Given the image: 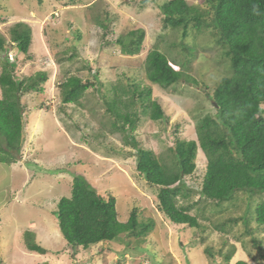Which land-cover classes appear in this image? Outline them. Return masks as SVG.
Returning <instances> with one entry per match:
<instances>
[{
	"label": "rangeland",
	"instance_id": "374dc122",
	"mask_svg": "<svg viewBox=\"0 0 264 264\" xmlns=\"http://www.w3.org/2000/svg\"><path fill=\"white\" fill-rule=\"evenodd\" d=\"M164 1L167 0H0V36L6 40L8 59L13 58L16 65L14 75L21 79L44 69L48 76L42 92L21 96L24 106L23 142L20 155H15L27 169L39 170L41 174L37 175V181L28 185L29 192L44 196L37 204L42 203L54 209L60 196H69L73 175L81 174L98 193L116 198L120 221H126L130 210L136 206L141 218H153L155 222L156 234L153 232L147 236L141 245L146 249L142 254L126 251L121 255L124 244L120 239L98 243L87 250L79 249L77 254L58 245L62 247H57L60 249L58 254L53 251L56 246L45 249V255L48 256L42 259V255L41 259L47 261L41 264H155V261L190 264L180 245L193 240L201 242L202 246L195 243L196 251L188 252L191 264H215V255L206 254L202 248L211 247L214 252L219 250L221 238L229 243L224 247L225 250L233 242L238 248L231 264L238 258L248 264H264V249L261 257L260 250L253 247L250 236L244 232L242 221H229L243 214L245 196L237 194L234 207L232 202L224 206L229 209L211 204H207L205 211L198 209L205 207L201 202L203 199H199L206 164L200 149L197 150L195 171L186 178V185L192 194L185 203L197 202L190 213L198 215L202 227L169 222L157 208V187L148 184L136 170L139 150H152L157 155L167 156L170 154L168 148L174 145L175 138L196 140V121L206 115H215L210 95L229 71L223 49L213 42L209 31L204 30L195 39L190 36L183 41L184 44L195 46L187 67L183 68L187 79L182 78L169 87L148 81L144 63L148 51L153 47H158L169 58H183L181 30L164 26L160 10ZM188 3L204 6V0H188ZM96 17L108 25L107 34L94 22ZM17 22H24L31 29L28 54L18 52L9 41V29ZM139 29L144 31L140 52L129 55L116 40L122 38L127 42L134 37L130 32ZM49 58L54 59L56 69H51ZM170 60L171 67L178 70L179 67ZM64 76L65 79L78 76L82 81L93 82L94 86L87 89L81 98L82 105L61 102L62 86L57 82ZM131 82L151 89L150 99L157 100L163 107L168 117L166 123L151 121L139 113L140 119L133 128L127 124L126 132L113 128L112 125L121 124V121L106 111L105 101L112 108V102L119 100L114 99L116 96L112 85ZM137 104L136 109L141 112L140 103ZM120 106L123 108L117 102L113 108ZM128 131L134 136L135 144L127 137ZM10 157L14 158L13 154ZM40 166L45 169L40 170ZM6 176L8 178L9 175ZM0 186L5 187L4 191L0 188V201L6 193L12 196L10 188H7L11 186L9 179H0ZM47 196L48 199L44 201ZM51 199V202L48 201ZM22 206L18 218L25 221L35 216L36 208L26 211L25 202ZM207 217L213 220L219 218L228 226L232 225L231 231L223 234L217 232ZM252 227L255 228L254 236L260 242L263 240L264 246V226L257 228V225L252 224ZM1 235L5 238V231ZM3 239L0 237V246ZM238 240L244 242L246 248H242ZM25 241V238L19 237L17 247L22 248L21 251L26 255L38 254L30 251ZM6 245L3 253L6 250L16 252L12 241ZM17 251L18 254L11 259L15 264L21 259L20 251ZM134 253L138 251L134 250ZM28 257L31 259V256ZM2 259L10 261L8 258ZM33 262L35 259H32ZM32 263L26 261L25 264Z\"/></svg>",
	"mask_w": 264,
	"mask_h": 264
},
{
	"label": "trees",
	"instance_id": "16d2710c",
	"mask_svg": "<svg viewBox=\"0 0 264 264\" xmlns=\"http://www.w3.org/2000/svg\"><path fill=\"white\" fill-rule=\"evenodd\" d=\"M160 10L164 26L181 30L183 58H169L156 46L150 49L144 63L145 77L150 83L169 87L182 78L187 79L183 68L187 67L195 46L184 44L183 41L190 36L195 39L204 30L209 31L213 42L223 49L229 71L210 95L215 115H206L196 121V140L175 138L174 145L168 148L170 154L167 156L157 155L152 150H139L136 170L148 184L157 187V208L169 222L202 227L198 215L190 213L197 202L185 203L192 194L186 185V178L195 171L197 150L200 149L206 164L199 199H203L201 202L205 207L198 209L205 211L207 204L229 209L224 206L232 202L234 207L237 194L245 196L243 214L229 221H242L244 232L261 254L263 240L260 242L254 236L252 224L257 225V228L264 226V0H204V6L190 4L188 0H167L161 4ZM94 22L107 34L108 25L105 22L97 17ZM130 35L134 37L127 42L122 38L116 41L124 52L135 55L140 52L144 31L139 29L130 32ZM9 41L18 52L28 54L30 27L24 22L15 23L9 29ZM8 50L6 40L0 36V162H14L17 159L15 155L21 153L24 132L21 96L42 92L43 84L48 79L47 73L43 71L17 78L14 75L16 65L8 59ZM170 59L179 67L178 70L170 66ZM60 86L62 103L82 105L81 98L94 84L90 80L82 81L78 76H69ZM112 88L116 96L114 99H119L112 102L113 107H116L117 102L123 105V108H110V103L105 101L106 111L121 121V124L112 125L115 130L126 132L125 124L133 128L140 119L139 113L151 121H168L160 103L150 99L149 87L131 82L119 86L113 84ZM137 103H140L141 112L136 109ZM130 132H127V137L135 144ZM11 154L14 158L10 157ZM138 212V207L133 206L128 219L120 221L116 198L112 195L104 197L81 174H74L69 196L59 198L53 214L67 242L66 248L72 254L100 242L120 239L124 244L123 255L126 251L142 254L146 249L141 245L155 231L153 218H141ZM207 218L217 232L223 234L231 231L232 225L228 226L225 221ZM24 237L30 251L46 252L36 243L31 232L26 231ZM221 239L222 246L216 253L211 247H203L202 250L215 255V264H231L238 248L233 242L225 250L224 247L229 243L225 238ZM195 243L202 246L201 242L194 240L180 245L190 264L188 252L196 251ZM240 244L246 248L244 242L240 241ZM134 250L138 253H134ZM155 264L166 263L155 261ZM233 264L248 262L238 258Z\"/></svg>",
	"mask_w": 264,
	"mask_h": 264
},
{
	"label": "crops",
	"instance_id": "0c3cea01",
	"mask_svg": "<svg viewBox=\"0 0 264 264\" xmlns=\"http://www.w3.org/2000/svg\"><path fill=\"white\" fill-rule=\"evenodd\" d=\"M40 152L42 153V151ZM19 161L20 158L12 163L0 162V179H9V184L11 186H7V188H10L12 193L11 197L9 193L4 194L0 201V237L2 239L4 238V236L1 235L3 231H5L6 233L5 238L2 240V246H0V249H2V251H0V264H15L11 262V259L14 258L16 254H18L17 250L20 251L19 256L21 258L18 264H25L26 261L32 263V259H35V262L33 263L41 264L47 261L42 260L44 259V256H48L45 255L46 252L44 254L38 253L26 255L25 252L21 251L22 248L17 247L19 244L17 242L19 237L21 239H24V234L26 231L31 232L34 236L36 243L44 249L56 246V250L52 249L54 252H56V254H58L57 251L62 248L58 245H62L66 248L67 242L60 231L57 218L53 214L55 208L51 209L50 206L42 205V203L37 204V202L40 201V198L44 196L34 195L32 191H28V185H32L34 181H37V178H39V176L37 175H41L39 170H33V168L27 169V167ZM8 168L10 169L6 170ZM40 168V170L45 169L41 166ZM6 174L9 175L8 178H6ZM42 174H44V172ZM48 183L51 184L50 182ZM1 187L2 186H0V188ZM2 190L4 191L5 187H2ZM55 198L56 197H54V199ZM46 199H48V196L45 197L44 201H46ZM52 200L53 199L48 201L51 202ZM24 202L26 205V211H28V209H37L35 212V216L28 217L25 221L18 218V213L19 211H22V204ZM10 232L12 233L10 234ZM10 241L13 242V248L16 252L11 253L10 250H6L5 253H3V250L7 248L6 243ZM57 247H60V249H58ZM42 255L43 258L41 259ZM28 256H31V259H29ZM2 258H8L10 261L6 262Z\"/></svg>",
	"mask_w": 264,
	"mask_h": 264
},
{
	"label": "clouds",
	"instance_id": "9594fccd",
	"mask_svg": "<svg viewBox=\"0 0 264 264\" xmlns=\"http://www.w3.org/2000/svg\"><path fill=\"white\" fill-rule=\"evenodd\" d=\"M7 55H8V54H7ZM14 59H15V58H14ZM12 60H13V58H12ZM12 60H10V61H12ZM49 61L52 63V65H51V66H52L51 69H56L57 66H56V63H55L54 59H50V58H49ZM170 66H171V64H170ZM49 69H50V68H49ZM42 71H43V72H46V71H44V69H43ZM65 77H66V76H64L63 79H62L60 82H59V81L57 82V84H58L59 86H60L61 83L65 80ZM68 77H69V76H68ZM68 77H67V78H68ZM94 77H95V76H94ZM67 78H66V80H67ZM70 104H71V103H70ZM202 179H203V178H202ZM201 183H202V180H201Z\"/></svg>",
	"mask_w": 264,
	"mask_h": 264
}]
</instances>
